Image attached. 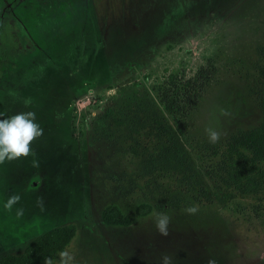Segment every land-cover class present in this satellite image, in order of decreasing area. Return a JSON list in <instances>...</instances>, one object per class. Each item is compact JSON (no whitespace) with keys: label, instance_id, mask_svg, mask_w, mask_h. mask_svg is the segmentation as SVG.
Listing matches in <instances>:
<instances>
[{"label":"rangeland","instance_id":"obj_1","mask_svg":"<svg viewBox=\"0 0 264 264\" xmlns=\"http://www.w3.org/2000/svg\"><path fill=\"white\" fill-rule=\"evenodd\" d=\"M262 66L264 0H0V258L73 224L39 264H264V201L216 175Z\"/></svg>","mask_w":264,"mask_h":264},{"label":"trees","instance_id":"obj_2","mask_svg":"<svg viewBox=\"0 0 264 264\" xmlns=\"http://www.w3.org/2000/svg\"><path fill=\"white\" fill-rule=\"evenodd\" d=\"M259 80L264 90V66L259 68ZM197 77L188 79L182 89L163 93L164 110L170 115L183 113L187 103L195 99ZM261 120L248 130H241L227 140L220 150L217 164V185L224 190L225 200L235 196L253 197L264 201V92L260 98ZM149 207L141 205L136 214L147 213ZM101 219L108 225H130L133 215L124 213L116 204L106 205ZM75 225L67 224L50 228L33 238L20 254H6L0 264H39L41 261L61 252L75 235Z\"/></svg>","mask_w":264,"mask_h":264}]
</instances>
